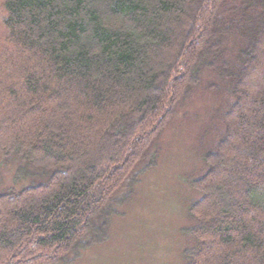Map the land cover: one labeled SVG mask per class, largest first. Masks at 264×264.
<instances>
[{"label":"trees","instance_id":"1","mask_svg":"<svg viewBox=\"0 0 264 264\" xmlns=\"http://www.w3.org/2000/svg\"><path fill=\"white\" fill-rule=\"evenodd\" d=\"M197 90L233 100L192 182L184 264H264V0H0V154L17 183L43 179L0 192V264L106 241Z\"/></svg>","mask_w":264,"mask_h":264},{"label":"rangeland","instance_id":"2","mask_svg":"<svg viewBox=\"0 0 264 264\" xmlns=\"http://www.w3.org/2000/svg\"><path fill=\"white\" fill-rule=\"evenodd\" d=\"M226 93L197 90L179 104L156 140V163L116 194L109 238L81 250L61 264H184L193 238L184 230L194 225L189 206L199 197L192 182L206 170L205 156L225 131ZM20 167V166H19ZM20 168L0 154V192L43 181L35 167Z\"/></svg>","mask_w":264,"mask_h":264}]
</instances>
